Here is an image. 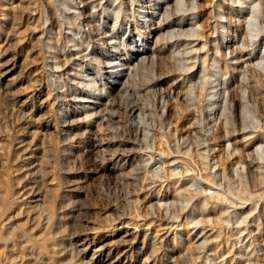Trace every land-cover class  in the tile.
Wrapping results in <instances>:
<instances>
[{
    "label": "rangeland",
    "instance_id": "374dc122",
    "mask_svg": "<svg viewBox=\"0 0 264 264\" xmlns=\"http://www.w3.org/2000/svg\"><path fill=\"white\" fill-rule=\"evenodd\" d=\"M0 264H264V0H0Z\"/></svg>",
    "mask_w": 264,
    "mask_h": 264
},
{
    "label": "bare ground",
    "instance_id": "6f19581e",
    "mask_svg": "<svg viewBox=\"0 0 264 264\" xmlns=\"http://www.w3.org/2000/svg\"><path fill=\"white\" fill-rule=\"evenodd\" d=\"M252 25V24H251ZM120 63V62H119Z\"/></svg>",
    "mask_w": 264,
    "mask_h": 264
}]
</instances>
